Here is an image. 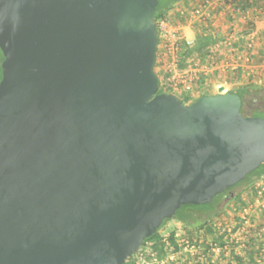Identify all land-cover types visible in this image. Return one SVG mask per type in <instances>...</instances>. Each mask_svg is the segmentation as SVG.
I'll list each match as a JSON object with an SVG mask.
<instances>
[{"label": "water", "instance_id": "water-1", "mask_svg": "<svg viewBox=\"0 0 264 264\" xmlns=\"http://www.w3.org/2000/svg\"><path fill=\"white\" fill-rule=\"evenodd\" d=\"M159 0H0V264H124L264 162L220 85L158 92Z\"/></svg>", "mask_w": 264, "mask_h": 264}, {"label": "built area", "instance_id": "built-area-1", "mask_svg": "<svg viewBox=\"0 0 264 264\" xmlns=\"http://www.w3.org/2000/svg\"><path fill=\"white\" fill-rule=\"evenodd\" d=\"M221 3L226 8L232 6L227 0H204L198 8H193L188 13L184 9H178L176 12L182 16H190L191 19L207 22L211 18L212 9ZM254 13V10H249L243 14L247 21L254 22ZM156 25L159 39L156 62L165 61L167 56L173 59L165 64L169 68V75L159 78L161 85L166 88L193 90L202 76L207 77L216 69L244 70L245 64L252 72L264 69V56L259 64L254 63L255 39L252 36L246 38L243 54L240 52V47L232 41L233 39L216 40L208 48L204 58L192 57L186 67H179L177 56L182 52L183 47L192 46L194 39L184 34L183 26L176 23L170 13L157 19ZM252 26L251 32L254 30V25ZM228 214L229 216H221L214 220L218 239H214L204 248L201 257L205 258V264H221L222 261L230 259L235 260L234 264H264V173L254 180L247 192L236 198ZM144 247L145 244L134 253L133 264L165 263L163 258L160 259L155 252L148 253ZM184 248L199 251L200 244L198 241L187 239ZM144 254L151 255L152 261H147ZM167 260L173 262L175 254H169Z\"/></svg>", "mask_w": 264, "mask_h": 264}, {"label": "rangeland", "instance_id": "rangeland-1", "mask_svg": "<svg viewBox=\"0 0 264 264\" xmlns=\"http://www.w3.org/2000/svg\"><path fill=\"white\" fill-rule=\"evenodd\" d=\"M203 1L204 0H178L173 6L174 10H169L168 12V14L170 13L171 18L174 19L176 23L183 26L184 34L188 35V37H190L191 39H194V41H196L197 37H199L200 35L202 36L213 35L218 41L219 40L224 41L226 39L237 40L239 37L242 38V35L240 34L241 30L239 29L241 27L240 24L243 23L245 25L247 23V20L244 17L243 13H246L249 10H254L253 8H255L256 2L257 3L260 2V0H255V2H250V0H243L244 5H241V8L239 9L240 21L239 23L235 22L233 24L231 23L233 20H230L227 14H228V11L233 10V8L238 9L237 6L235 5L237 0H227L232 4L231 8H226L223 5V3L217 5L215 8L212 9L211 18L207 22L199 21L196 19H191L190 16L189 17H186L185 15L182 16L181 14H178V12H176L178 9H184L186 13H188L193 8H198V6ZM262 2H264V0H262ZM251 24L256 25L255 22H252ZM241 40L242 39L239 38V41ZM177 58H178L177 62L179 64V67H181L180 63L182 60L181 59L182 52L179 53ZM219 58H222V57L219 56ZM172 60L173 59L170 56H167L165 61L163 62L158 61L155 63L156 65L155 69L159 75V78H165L169 75V68H167L165 64L166 63L168 64ZM0 64H1V61H0ZM243 67L246 69L242 71L241 73L242 76L240 78H237L234 74V71L230 69H225V70L216 69L213 71L211 75L207 77L202 76L201 80L197 82L193 90L183 91V90L170 89L167 91L172 90L171 92H174L177 95L180 94L178 96L183 100V102L189 103L192 98L191 95H197L198 92L199 91L201 92L202 89L206 91V90L213 88L217 92V89L215 88V86L219 82L224 83L223 85L226 87V89L228 88L227 90L233 87H236L237 85H239V83H242V85L251 83L253 85H256L254 87L264 90V69H257L256 71L252 72L250 71V69L248 68L246 64ZM232 82H234L235 84H233ZM161 89L162 88L160 87L158 89V92H161ZM263 167H264V164L260 168H258L256 172L263 169ZM256 172L247 176L238 186L233 188L231 190L232 193L228 195V200H225V197L221 198V200L219 201L220 209L226 204H230V205L233 204L235 201L234 200L235 198L233 199V197L235 196L238 197L239 195L247 192L250 189V187L253 184V183L251 184V182H253V180L257 178V176H254ZM204 217H206V215H201V214L197 215L190 225H186L177 219H173V220H175V222L177 221L180 222V224H175V225L172 224L170 226L168 224L170 220L162 224L163 226L159 230V234H158L159 239L155 238V239L148 240L145 243L146 247H144V249L148 253L155 252L157 255L159 254L158 257L160 259L163 258L165 260V263H153V264H189V263L202 264L200 262L202 253L199 254L198 251L189 250V249L184 248V243H185V240L187 239H191L192 241H198L201 238V235H204L202 233H206V231H201V229L198 228L195 224L196 222L195 220L202 221ZM171 227L175 228L178 233L176 237L173 236L174 238H171L172 236V234H170L171 231L167 230ZM215 239H216V236H215ZM171 253L175 254V260L173 262L167 260L168 255ZM144 257L147 261L149 262L152 261L151 255L144 254Z\"/></svg>", "mask_w": 264, "mask_h": 264}, {"label": "trees", "instance_id": "trees-1", "mask_svg": "<svg viewBox=\"0 0 264 264\" xmlns=\"http://www.w3.org/2000/svg\"><path fill=\"white\" fill-rule=\"evenodd\" d=\"M177 1L178 0H159L158 6H157V8L155 10V19L157 20V19H159L161 17L166 16L168 14L169 10H171L173 8L174 4ZM235 5L237 6L238 3L235 4ZM251 23H252L251 21H247L246 27L249 28V29L252 28L253 26H252ZM216 40L217 39L213 35H207V36L200 35L199 37H197V40L194 42V44L192 46L183 47V49H182V58H181L182 60H181V63H180L181 67L182 68L186 67L188 65L187 61L190 58H192V57H202V58H204L206 56V54L208 53V48ZM3 58H4V55H3L2 50L0 49V61H2ZM155 67H156V65H155ZM1 76H2V71H1V64H0V79H1ZM160 87L162 88L161 92H163V91L170 92V91H167V90H170V88H166V87L162 86L161 83H160V80H159L158 89ZM230 91L236 92V93H238L241 96V98H242L241 112H242L243 115H245V116L249 115V116H261V117H264V90L255 88L251 84H246V85H242V86H240V87H238L236 89H232ZM203 95H205V94H203ZM199 97H197V98H199ZM197 98H195L193 100H196ZM193 100H191L190 102H192ZM263 164H264V162L260 165V167ZM257 170H258V168L255 169L254 171H252L251 173L247 174V176L253 174ZM263 173H264V167H263V169H261L258 172H256L254 174V176L258 177V176H260ZM243 180L238 182L236 185L228 187L225 191L217 194L212 199V201L209 202V203H204V204H184V205H182L176 211V213H175V215H174V217L172 219H177V220L181 221L182 223H184L186 225H190L197 215H200V214L201 215H206V217H204V219L202 221L195 220L196 221L195 224H196V226L198 228L201 229V228L205 227L206 224L210 223L209 219L212 218L213 216H215L221 210L219 208V201L224 196V194L228 190H232L233 188L238 186ZM254 180H253V182H254ZM253 182H251V184ZM234 198L236 200L237 196L233 197V199ZM169 220H171V219H168V218L164 219L162 224H164L165 222H167ZM162 226L163 225H161L159 227V229L157 230V232L155 234H153L149 238H146L144 240V242H143V245L150 239H155V238L159 239V235L158 234H159V230L161 229ZM173 236L174 235H172L171 238H174ZM219 241H220V239H219ZM134 259H135V255L132 254L126 260V262L124 264H133L134 263Z\"/></svg>", "mask_w": 264, "mask_h": 264}, {"label": "crops", "instance_id": "crops-1", "mask_svg": "<svg viewBox=\"0 0 264 264\" xmlns=\"http://www.w3.org/2000/svg\"><path fill=\"white\" fill-rule=\"evenodd\" d=\"M238 2V5H237V8H241V5H244L243 4V0H237ZM236 2V4H237ZM247 3V2H246ZM254 11H255V18H254V22L256 25H254V30L251 32V29L245 27L246 24L244 25L243 23L240 24V30H241V35H242V38L239 37L240 39H242L241 41H239V38L237 40L233 39L232 41L235 42L236 46L240 47V52L241 54L245 53V40L246 38H248L249 36H252L254 37L255 39V51H254V63L255 64H259L260 61L262 60L263 56H264V2H262V0H260L259 3L256 2L255 4V8H253ZM229 16V19L230 20H233L231 23H239L240 21V12L238 9H234L233 10H229L228 11V14ZM250 33V34H249ZM259 58V60H258ZM244 63V61H243ZM242 71H244L243 69H240V70H236L234 71V74L237 78H240L242 76ZM233 84H235L234 82H232ZM224 83L222 82H219L216 84L215 88L218 90V87L220 85H223ZM251 84V83H250ZM226 85V84H225ZM252 86H256V85H253L251 84ZM242 86V83H239V85H237L236 87H233L229 90H232V89H236L238 87ZM256 88V87H255ZM228 89V88H227ZM198 90V89H197ZM203 90V89H202ZM201 92L199 91L197 95H191V100L203 95V94H208V93H216V90L211 88L209 90H206V91H202ZM172 91V90H171ZM180 95V94H178ZM190 100V101H191ZM235 200V199H234ZM232 205V204H231ZM231 205L230 204H226L225 206H223L221 208V210L219 211V213H217L215 216H213L212 218L209 219L210 223L206 224L205 227L201 228V231H206V233H202L204 235H201V238L198 240L199 244H200V250L198 251L199 254H203V251H204V248L205 247H208L210 245L211 242H213V240L215 239V236H217V233L215 230V227H214V220L220 218L221 216H229V211H231ZM175 220H170L168 222V224L171 226L172 224H180V222H175ZM170 232V234L174 235V237H176L178 235L177 233V230L175 228H169L167 229ZM207 236V237H205ZM198 254V255H199ZM201 254V255H202ZM200 256V255H199ZM200 258V257H199ZM198 260V259H197ZM200 262L202 264H205V258H200ZM235 260L234 259H230V260H225V261H222L221 264H234Z\"/></svg>", "mask_w": 264, "mask_h": 264}, {"label": "flooded vegetation", "instance_id": "flooded-vegetation-1", "mask_svg": "<svg viewBox=\"0 0 264 264\" xmlns=\"http://www.w3.org/2000/svg\"><path fill=\"white\" fill-rule=\"evenodd\" d=\"M244 116H245V115H244ZM247 116H249V115H247ZM230 193H232L231 190H228V191L224 194L223 197H225V200H228V195H229ZM219 208H220V207H219Z\"/></svg>", "mask_w": 264, "mask_h": 264}]
</instances>
